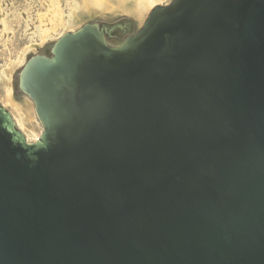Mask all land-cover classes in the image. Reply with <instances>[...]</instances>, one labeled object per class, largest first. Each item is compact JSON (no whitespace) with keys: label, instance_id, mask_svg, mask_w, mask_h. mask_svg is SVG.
<instances>
[{"label":"water","instance_id":"obj_1","mask_svg":"<svg viewBox=\"0 0 264 264\" xmlns=\"http://www.w3.org/2000/svg\"><path fill=\"white\" fill-rule=\"evenodd\" d=\"M106 33L23 66L37 141L0 105V264H264V0Z\"/></svg>","mask_w":264,"mask_h":264},{"label":"rangeland","instance_id":"obj_2","mask_svg":"<svg viewBox=\"0 0 264 264\" xmlns=\"http://www.w3.org/2000/svg\"><path fill=\"white\" fill-rule=\"evenodd\" d=\"M103 1L102 6L85 7L84 0H0V105L10 113L15 128L22 132L26 141H34L28 133H38L42 129L33 100L19 84L22 68L31 57L50 56L52 46L62 34L73 32L86 23L106 27V43L118 46L137 33L156 5H166L172 0H158L141 8L140 17L134 12L138 7L136 0ZM55 11L58 16L53 18L60 21L56 26L49 22ZM43 31L48 35L42 38ZM4 82H9L12 99L30 113L31 121H24L25 128L18 124L12 106L3 98Z\"/></svg>","mask_w":264,"mask_h":264},{"label":"bare ground","instance_id":"obj_3","mask_svg":"<svg viewBox=\"0 0 264 264\" xmlns=\"http://www.w3.org/2000/svg\"><path fill=\"white\" fill-rule=\"evenodd\" d=\"M106 1V0H105ZM138 1L137 4H138V7L137 4H135V13L138 14V16L140 17V12H141V8H144L145 6H150L152 5L153 3H155L156 1L158 0H136ZM103 0H84V4H85V7H89L90 5L92 6H102L103 4ZM117 3H122L123 0H117L116 1ZM121 6V5H119ZM105 7V6H104ZM152 7V6H151ZM138 8V9H137ZM119 10H125V9H121V7H119ZM144 11V10H143ZM56 13V11H55ZM53 14V13H52ZM58 13L56 14H53L51 16V18L49 19V22H51L54 26H56L58 20L57 19H54L53 17H55ZM140 14V15H139ZM58 16V15H57ZM61 20V19H59ZM60 22V21H59ZM58 22V23H59ZM44 35L42 36V38L44 36H47L48 33L46 31H43ZM43 40V39H42ZM4 92H3V98L5 100V102L7 101L13 108V111L15 112V114L17 115V118H16V121L18 122V124L22 127V128H25L26 125H25V120H29L31 121V116H30V113L28 111V109L26 110L21 104H19L18 102H15L13 99H12V95H11V87L9 86V82H4ZM16 117V116H15ZM38 123V122H37ZM31 124V123H30ZM41 133H42V129L38 132V133H28V137H32L34 141H37L39 139V137L41 136Z\"/></svg>","mask_w":264,"mask_h":264}]
</instances>
